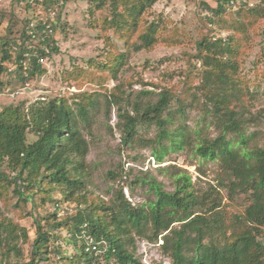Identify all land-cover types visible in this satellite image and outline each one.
Segmentation results:
<instances>
[{
	"label": "trees",
	"instance_id": "obj_1",
	"mask_svg": "<svg viewBox=\"0 0 264 264\" xmlns=\"http://www.w3.org/2000/svg\"><path fill=\"white\" fill-rule=\"evenodd\" d=\"M11 1L22 8L19 0ZM109 1L111 17L103 19L102 27L112 29L125 46L131 40L135 51L151 50L158 44H179L176 31H167L162 22L146 19V12L157 0ZM234 1L218 0L217 6L210 9L212 17L224 12V3L232 5ZM57 3L36 0L33 5L24 6L18 35L0 41V76L20 83V88L27 89L33 78L46 74L45 66L37 60L48 59L57 51L53 45L56 22L59 23ZM103 5V0L95 1L89 14ZM50 11L55 13L53 19H49ZM237 15L241 20L235 23L233 35L214 41L203 37L196 42V59L202 72L200 85L194 89L205 96L210 106L208 113L219 131L214 139L196 137L193 145L185 126L171 129L175 117L170 106L173 100L180 101L168 90L160 92L154 103L134 104L133 116L122 113V109L118 114L121 143L127 146L141 142L158 165L164 163L166 154L183 150L189 144L200 159L218 163L216 187H210L202 197L192 191L190 175L173 167L171 192L154 179L141 177L133 181L134 186H149L154 200L146 205L132 206L121 189L108 202L87 191L84 174L88 143L78 128L76 116L86 121L95 93L76 90L71 95L29 104L21 101L0 110V201L5 205L14 198L12 210L20 214L19 219L23 212V217L31 216L35 226V237L29 243L27 230L6 217L0 208L1 262H7L11 255L23 259L21 246L29 243L28 261L24 264H141L135 253L136 242L157 244L160 240L159 253L169 258L171 264H264V146H251L254 134L244 131L245 104L253 99L247 83L237 76L239 52L247 46L249 30L264 20V9L246 7L239 9ZM42 18L52 30L44 42L40 34L36 39L28 34L30 23L35 30L44 28ZM237 35L242 38L237 39ZM45 47L49 48L48 53ZM123 58L124 55L108 56V61L97 68L116 79ZM62 78L77 83V69L63 73ZM4 84L0 79V93ZM184 87L185 94H195L193 85L185 82ZM110 97L113 99L107 101L108 105L117 104L114 92ZM177 112L182 115V106ZM138 125H154V139L140 141ZM28 135L36 139L28 143ZM6 171L10 173L7 175ZM220 188L226 190L230 201L239 195L246 198L247 205L241 214L226 216ZM54 191L60 193L63 202L76 205L74 214L57 216L53 206L63 203L52 199ZM44 209L50 211L40 213ZM81 231L103 242L105 245L99 248L105 251L98 255L85 252L77 238ZM61 242L72 247L70 254L62 250Z\"/></svg>",
	"mask_w": 264,
	"mask_h": 264
},
{
	"label": "rangeland",
	"instance_id": "obj_2",
	"mask_svg": "<svg viewBox=\"0 0 264 264\" xmlns=\"http://www.w3.org/2000/svg\"><path fill=\"white\" fill-rule=\"evenodd\" d=\"M97 0H57V19L59 23L53 33L54 46L57 51L46 60L44 66L46 74L33 78L27 89L20 95L11 97L9 93L20 88V83L7 77L0 76L5 83L0 93V110L7 105L26 101L28 104L35 100H50L60 95L61 89L72 87L78 92L95 93L93 106L87 109L86 121L76 116L78 128L88 143L84 183L86 190L96 199L108 202L113 199L118 190H122L124 197L132 206L146 205L154 200L148 185L134 186L136 178L145 177L150 181L154 179L163 185L166 191H173L171 174L175 170L186 171L191 177L192 191L197 197L216 187L219 177L218 163L200 159L193 154L191 145H186L183 150L169 152L164 157V163L158 165L151 160L150 150L140 142L132 145H123L122 132L118 128L119 109L134 115V104L147 105L158 99V94L168 90L174 98L170 111L174 114L175 121L171 126H185L191 135V144L197 142L196 137H210L214 139L219 131L214 126L208 113L209 105L205 96L194 87L201 82V63L196 42L203 37L211 39H226L233 35V27L241 18L237 11L246 7H260L264 9V0H236L234 4L224 3V12L219 17H212L210 9L217 6L218 0H157L146 12V19L162 22L167 31H176L180 36L179 44L165 46L155 45L151 50H134V40L124 42L113 33L112 29H103L102 21L111 17L110 1L103 0V7L99 11L89 10L94 8ZM21 9L11 0H0V41L6 36L16 37L21 28V20L25 16L24 6ZM39 10V9H38ZM37 10V11H38ZM40 10L38 11V13ZM55 17V18H56ZM43 19V18H42ZM44 21V19H43ZM9 26V27H8ZM10 28L11 34L7 32ZM231 27V28H230ZM166 33V32H165ZM237 39L241 35L235 36ZM244 37V36H243ZM245 40V39H244ZM245 41H243L244 45ZM124 55L122 65L116 74V79L102 74L97 65L108 61L107 57ZM237 76L244 80L252 101L245 104L244 118L246 134H254L251 146H264V20H259L247 34V46H243L237 57ZM77 69L78 80L64 81L63 73ZM78 71H82L78 73ZM189 79L186 81V78ZM193 85L195 94H185L184 83ZM192 91V90H191ZM115 93L117 104L107 101L112 100L111 93ZM146 92L145 94H141ZM72 93H76L73 91ZM68 94V93H65ZM182 106V115L178 113ZM138 137L146 141L154 139L157 128L154 125H138ZM198 131V136L196 132ZM36 139L33 135L27 136V142ZM136 158V159H135ZM131 164L124 174L123 168ZM158 167L164 169L163 173ZM175 169H173V168ZM7 175L10 173L6 171ZM109 173L112 176H109ZM224 197L222 208L226 216L241 214L247 205L243 195L236 196L233 200L227 199L226 190L218 189ZM53 200L63 202L58 191L51 193ZM15 199L5 205L0 201L3 214L27 230L29 243L35 237V226L31 216L19 219L20 214L12 210ZM65 214H74L76 205L67 204ZM50 209H44L45 213ZM29 243L21 246L23 259L10 256L7 262L0 264H24L28 261L26 256ZM159 244V242H158ZM62 250L70 254L72 247L61 242ZM145 264H171L170 259L159 253L158 247L153 245L147 256H139Z\"/></svg>",
	"mask_w": 264,
	"mask_h": 264
},
{
	"label": "built area",
	"instance_id": "obj_3",
	"mask_svg": "<svg viewBox=\"0 0 264 264\" xmlns=\"http://www.w3.org/2000/svg\"><path fill=\"white\" fill-rule=\"evenodd\" d=\"M19 1H20L21 5L26 6L28 4L33 5L36 0H19ZM48 16H49V19H53L54 16H55V13L50 11ZM42 25L44 26V28L41 31H38V30L34 29V24L33 23L29 24V27H28L29 28V32H28V34L31 36L32 39H36V35L40 34L41 35L40 39H41L42 42H44L46 37L52 35V30H51L50 26L45 23V21H42ZM44 50H45L46 53L49 52V48H47V47H45ZM46 60H47L46 58L40 57V58H38L37 62L40 65H44ZM65 89L66 90H64V88L61 89L60 95H64L65 93H68L69 95H71L73 91L76 92V90H74V89L71 90V88H65ZM22 90H23V88H19V89L15 90V91H11L9 93V95L11 97H16L17 95L21 94ZM151 160H152V158H151ZM128 167H131V164H126L125 163V167H124L125 172L128 171ZM52 210L56 211L57 212V216L59 217V216L63 215L66 211H68L67 203L55 204L53 206ZM77 238H78L79 244H82L84 246L85 252H88V253L93 252L96 255H98V254H102L105 251V250H101L99 248V246L101 244L102 245H105V244L103 242L99 243V242L95 241L94 238L91 237L89 234H87L85 231H81ZM158 242H159V244L158 243L157 244H151V243H149V242H147L145 240L137 241L136 242V248H135L136 256L138 258H139V256H142V255L143 256H147L148 250H150V248H152L153 245L159 247V245L162 244V241L159 240ZM139 260H140L141 264H145V263H142L140 258H139Z\"/></svg>",
	"mask_w": 264,
	"mask_h": 264
}]
</instances>
